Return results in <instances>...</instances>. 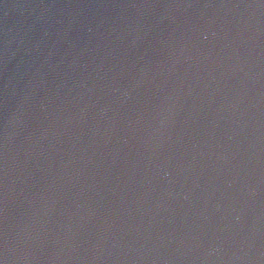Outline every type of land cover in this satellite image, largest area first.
Instances as JSON below:
<instances>
[{"label": "snow or ice", "instance_id": "obj_1", "mask_svg": "<svg viewBox=\"0 0 264 264\" xmlns=\"http://www.w3.org/2000/svg\"><path fill=\"white\" fill-rule=\"evenodd\" d=\"M261 4L264 5V0H261ZM3 177H4V184L5 190L2 195V199H0V217L6 218L7 216V209H8V196L6 191V181H7V161L5 160L3 165ZM0 245L7 246L8 245V231L7 225H0Z\"/></svg>", "mask_w": 264, "mask_h": 264}, {"label": "clouds", "instance_id": "obj_2", "mask_svg": "<svg viewBox=\"0 0 264 264\" xmlns=\"http://www.w3.org/2000/svg\"><path fill=\"white\" fill-rule=\"evenodd\" d=\"M9 245V244H8Z\"/></svg>", "mask_w": 264, "mask_h": 264}]
</instances>
